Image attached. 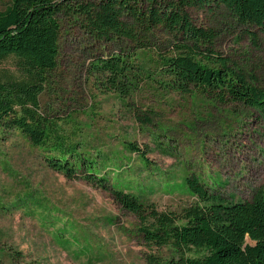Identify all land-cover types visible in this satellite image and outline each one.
Segmentation results:
<instances>
[{"label": "rangeland", "instance_id": "rangeland-1", "mask_svg": "<svg viewBox=\"0 0 264 264\" xmlns=\"http://www.w3.org/2000/svg\"><path fill=\"white\" fill-rule=\"evenodd\" d=\"M10 0H0L3 10ZM214 29L216 50L264 81V34L225 13H192ZM58 65L39 96L42 111L64 121L70 142L96 161L99 175L158 211L180 213L199 204L187 178L197 177L222 203L248 201L264 184V123L252 109L179 94L155 76L157 56L132 45L89 39L61 21ZM254 39V41H253ZM156 48L168 51L167 35ZM129 53V97L103 92L91 63L102 54ZM0 68L13 71L8 59ZM148 117L142 125L137 117ZM132 142L145 155L123 147ZM202 204V203H201ZM137 218L83 175L67 179L46 166L44 153L18 130L0 127V264H168L169 247L144 241ZM247 244L254 245L248 238ZM196 251L187 254L196 255Z\"/></svg>", "mask_w": 264, "mask_h": 264}, {"label": "trees", "instance_id": "trees-1", "mask_svg": "<svg viewBox=\"0 0 264 264\" xmlns=\"http://www.w3.org/2000/svg\"><path fill=\"white\" fill-rule=\"evenodd\" d=\"M221 11L264 34V0H10L0 10V64L12 59L15 66L13 71L0 68V127L20 131L40 148L49 169L70 180L83 175L89 185L108 192L137 218L146 243L176 253L178 259L168 264H264V184L250 200L225 204L191 175L187 185L200 203L178 214L158 211L100 176L96 161L77 150L79 143H68L64 121L42 111L39 96L57 68L61 21L68 20L98 43L154 51V75L165 79L170 90L199 93L220 105H242L264 123V81L221 56L214 29L197 24L192 15ZM157 33L168 37L166 53L156 48ZM262 54L264 65V43ZM131 56L121 51L94 58L91 69L103 92L127 98L137 87L129 76ZM136 117L142 125L151 122ZM123 147L148 163L132 142ZM194 251L195 256H187ZM149 262L154 264V258Z\"/></svg>", "mask_w": 264, "mask_h": 264}]
</instances>
